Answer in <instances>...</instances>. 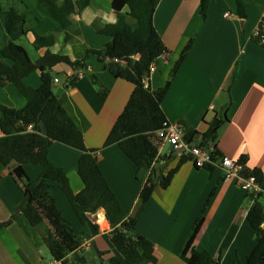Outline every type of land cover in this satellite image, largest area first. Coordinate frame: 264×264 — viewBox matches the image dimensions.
<instances>
[{
	"label": "crops",
	"instance_id": "obj_1",
	"mask_svg": "<svg viewBox=\"0 0 264 264\" xmlns=\"http://www.w3.org/2000/svg\"><path fill=\"white\" fill-rule=\"evenodd\" d=\"M52 1L61 6L65 0ZM244 2L247 16L242 18L237 14L236 0H211L205 15L201 13L200 0H157L154 25L171 53L156 65L148 84L157 90L171 80L163 110L171 124L201 133L193 142L201 141L214 117L227 114L229 121L219 130L217 149L235 160L247 156L246 166L260 168L264 173V44L254 37L264 20V0ZM111 3L112 0H90L84 9L70 15V24L65 28L39 7L38 0H0V58L2 46L11 42L23 45L33 61L47 51L72 61L86 58L85 67L56 65L52 69L54 79L58 78L54 90L84 133L86 146L98 149L106 179L128 217L136 218L134 233L154 242L156 264H187L179 254L202 214L204 222L194 246L209 251L222 264H245L257 237L248 221L253 204L235 177L225 178L218 167H197L183 148L176 149L166 141L155 164V177L176 167L181 159L184 162L170 185L165 189L157 186L143 203L144 183L136 176L135 164L118 144L104 146L134 89L131 82L114 77L90 52L102 49L111 40L99 32L117 20ZM10 8L27 14L23 31H7L4 12ZM127 20L136 26L134 19ZM37 35L51 38L52 45L36 47ZM191 40V49L173 74ZM70 74L78 76L73 86L67 84L66 76ZM93 75L108 89L104 100ZM40 84L37 71L24 80L0 85V104L22 109ZM81 155V151L58 142L48 152L50 161L66 170L76 193L83 189L78 175ZM12 167L0 163V264H60L45 244L47 226H32L20 213L25 195L11 174ZM24 170L29 180H35L42 167L28 163ZM50 192L81 242L69 259L76 254L84 255L93 264H108L113 256L123 259L111 241L113 229L105 210L82 212L86 221L83 224L59 183L51 182ZM98 251L108 252L104 261Z\"/></svg>",
	"mask_w": 264,
	"mask_h": 264
},
{
	"label": "trees",
	"instance_id": "obj_2",
	"mask_svg": "<svg viewBox=\"0 0 264 264\" xmlns=\"http://www.w3.org/2000/svg\"><path fill=\"white\" fill-rule=\"evenodd\" d=\"M90 0H65L57 6L52 0H38L39 7L56 19L63 27L70 24V15L84 9ZM211 0H200L201 13L206 14ZM157 0H112V9L117 20L106 24L99 30L111 40L100 50H91L97 55L114 77L131 82L134 89L124 111L117 118L104 146L118 144L125 155L135 164L137 178L144 183L141 191L142 202H147L157 186L167 188L183 159L166 173L155 177V164L158 162L160 148L164 139L159 132L171 124L163 110L162 102L168 93L171 80L157 90H153L150 79L153 65L161 59H167L170 50L164 43L154 25V14ZM238 16L245 18L244 0H236ZM7 31L11 34L23 31L27 14L10 8L4 12ZM136 21V26L128 23V18ZM257 40V38H255ZM49 37L37 35L34 45H52ZM193 40L185 46L172 73L175 74L191 49ZM85 60L72 61L68 56L47 51L38 61H33L23 45L8 43L1 48L0 85L7 82L24 80L34 72H40L41 84L33 98L22 109H15L0 104V163L12 167L11 174L21 184L25 199L19 206L21 215L26 217L32 226L46 225L44 237L54 260L60 264H93L84 255L76 254L73 259L68 256L75 253L81 242L77 239L71 222L58 208L50 192L51 182L60 184L62 191L77 211L83 224L82 212L95 213L105 209L113 233L111 241L123 259L113 256L108 264H156L154 242L149 238L135 234L136 218L128 217L119 199L106 179L97 157L98 149L88 148L85 136L76 121L64 107L63 100L54 90L52 69L59 64H67L76 69L85 67ZM78 76H66L68 86L75 85ZM92 80L99 86V93L104 100L108 89L99 84L93 75ZM229 121L227 114L214 117L202 133L201 143H214L217 147L219 130ZM32 125V128H30ZM44 125V128L42 127ZM185 139L193 142L201 133L185 129ZM62 143L82 152L78 164V175L83 189L76 193L72 188L70 177L62 167L54 165L48 156L50 146ZM217 155H222L216 151ZM223 156V155H222ZM247 156L239 161L246 163ZM35 164L42 167L35 180H29L24 166ZM15 166V167H14ZM214 167L209 166V169ZM246 175H254L264 189V173L260 168H246ZM253 205L248 213V221L257 237V244L248 255L245 264H264V199L263 193L246 195ZM204 222L202 214L195 223L190 238L180 251V257L187 264H222L207 250H198L194 239ZM106 251H98L104 261Z\"/></svg>",
	"mask_w": 264,
	"mask_h": 264
},
{
	"label": "built area",
	"instance_id": "obj_3",
	"mask_svg": "<svg viewBox=\"0 0 264 264\" xmlns=\"http://www.w3.org/2000/svg\"><path fill=\"white\" fill-rule=\"evenodd\" d=\"M226 15H228V13H226ZM254 37L257 38L259 43L264 44V20L254 32ZM155 68L156 65H153L151 73L155 71ZM80 76L81 74H79V77ZM54 82H58V78H55ZM30 128H32V125H30ZM159 135L163 137L164 142H169L174 148H183L185 152L192 157L197 167L212 166L221 168L225 174V178H236L237 184L246 195H257L259 193H263L264 195V189L257 181L256 177L254 175H246V163H241L239 159L235 160L228 156L217 155L216 151H218V149L214 143L203 144L199 141L188 142L185 139V128L180 124H170L168 128L160 131Z\"/></svg>",
	"mask_w": 264,
	"mask_h": 264
},
{
	"label": "rangeland",
	"instance_id": "obj_4",
	"mask_svg": "<svg viewBox=\"0 0 264 264\" xmlns=\"http://www.w3.org/2000/svg\"><path fill=\"white\" fill-rule=\"evenodd\" d=\"M31 53H33V51H32ZM262 202L264 203V199H262ZM123 209H124V208H123ZM92 255H94V253H92Z\"/></svg>",
	"mask_w": 264,
	"mask_h": 264
},
{
	"label": "water",
	"instance_id": "obj_5",
	"mask_svg": "<svg viewBox=\"0 0 264 264\" xmlns=\"http://www.w3.org/2000/svg\"><path fill=\"white\" fill-rule=\"evenodd\" d=\"M42 127L44 128V125H42ZM173 147V146H172ZM103 209V208H102ZM103 210H105V209H103Z\"/></svg>",
	"mask_w": 264,
	"mask_h": 264
}]
</instances>
